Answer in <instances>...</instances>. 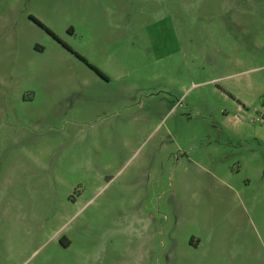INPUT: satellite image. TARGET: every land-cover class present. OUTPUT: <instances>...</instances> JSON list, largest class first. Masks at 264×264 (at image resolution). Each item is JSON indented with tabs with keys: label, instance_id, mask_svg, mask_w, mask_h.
Here are the masks:
<instances>
[{
	"label": "rangeland",
	"instance_id": "obj_1",
	"mask_svg": "<svg viewBox=\"0 0 264 264\" xmlns=\"http://www.w3.org/2000/svg\"><path fill=\"white\" fill-rule=\"evenodd\" d=\"M0 264H264V0H0Z\"/></svg>",
	"mask_w": 264,
	"mask_h": 264
},
{
	"label": "trees",
	"instance_id": "obj_2",
	"mask_svg": "<svg viewBox=\"0 0 264 264\" xmlns=\"http://www.w3.org/2000/svg\"><path fill=\"white\" fill-rule=\"evenodd\" d=\"M38 25H40L41 27H43L49 34H51L54 38H56V36L46 27H44L41 23H38L37 21H35ZM58 39V38H56ZM76 56L81 59L82 61H84V58L81 57L80 55L76 54ZM98 74L102 75V73L100 71H98L97 69H94ZM103 76V75H102ZM61 243L64 244V242L61 241ZM66 244V243H65Z\"/></svg>",
	"mask_w": 264,
	"mask_h": 264
},
{
	"label": "crops",
	"instance_id": "obj_3",
	"mask_svg": "<svg viewBox=\"0 0 264 264\" xmlns=\"http://www.w3.org/2000/svg\"><path fill=\"white\" fill-rule=\"evenodd\" d=\"M86 57H87V56H86ZM87 58H88V57H87ZM103 79H105V78H103ZM106 80H108V79L106 78ZM66 243H68V242L66 241ZM192 244H195V246H197L198 241H195V242L193 241ZM64 245H65V246H64L65 248H67V246H69V244H64Z\"/></svg>",
	"mask_w": 264,
	"mask_h": 264
}]
</instances>
